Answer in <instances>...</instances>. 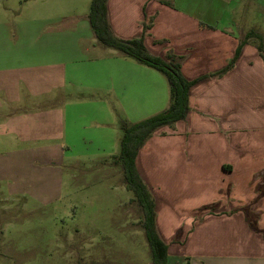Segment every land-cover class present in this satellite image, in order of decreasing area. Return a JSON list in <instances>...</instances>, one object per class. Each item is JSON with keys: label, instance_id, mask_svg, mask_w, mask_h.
<instances>
[{"label": "crops", "instance_id": "crops-1", "mask_svg": "<svg viewBox=\"0 0 264 264\" xmlns=\"http://www.w3.org/2000/svg\"><path fill=\"white\" fill-rule=\"evenodd\" d=\"M57 4L17 32L0 10V177L21 158L52 161L55 148L102 151L116 137L119 114L165 104L163 73L99 44L79 2ZM107 16L117 37H142L162 58L183 56L189 80L226 66L247 31L264 35V0H108ZM117 94H124L121 111ZM189 107L185 119L158 128L136 158L155 198L158 233L169 244L168 264L173 242L175 264H264V236L249 227L244 209L264 211V198L254 201V179H264V60L256 46L245 45L225 75L193 85ZM242 178L244 193L234 181ZM201 181L212 186L208 200L192 192L191 182ZM248 191L245 204L239 195ZM199 209L205 212L191 216ZM255 221L264 228V213ZM181 225L188 230L173 241Z\"/></svg>", "mask_w": 264, "mask_h": 264}, {"label": "rangeland", "instance_id": "rangeland-1", "mask_svg": "<svg viewBox=\"0 0 264 264\" xmlns=\"http://www.w3.org/2000/svg\"><path fill=\"white\" fill-rule=\"evenodd\" d=\"M62 1L67 0H0V10L6 12L7 26L17 32L21 26H27V19L45 13L51 5L53 10L59 8L57 3ZM73 1L79 2L80 11L89 13L91 0ZM70 23L73 25L74 21ZM168 90L167 85L164 106L148 107L141 113L129 112L128 116L118 115L116 137L102 147L108 154H103L104 150L99 151L97 146L79 144L71 151L57 152L55 148L52 161L21 158L11 165L6 164L0 177V264H151L152 254L141 224L142 211L133 192L126 187L122 164L117 157L123 135L122 122H138L164 111L170 104ZM117 97L119 109L124 94ZM149 99L152 100L153 95L149 94ZM258 179H254L258 192L254 201L264 198V179ZM234 181L242 183L239 192L247 190L244 178ZM205 182H191L190 186L196 197L205 196L208 200L212 186ZM227 190L228 201H235L229 194L230 189ZM248 193L239 195L243 202L249 198ZM260 205L264 210V201ZM232 206L233 203H225L226 209H234ZM244 209L247 217L254 221L253 227H249L264 236V228L255 221L264 211L256 209L255 216L250 205ZM202 212L205 211L199 209L190 214L195 216ZM177 229L173 241L179 240L188 227L181 225ZM227 239L225 236V241ZM173 243L170 264H175L180 254ZM225 246L233 248L234 243L227 241ZM233 260L226 259L225 264H234Z\"/></svg>", "mask_w": 264, "mask_h": 264}, {"label": "trees", "instance_id": "trees-1", "mask_svg": "<svg viewBox=\"0 0 264 264\" xmlns=\"http://www.w3.org/2000/svg\"><path fill=\"white\" fill-rule=\"evenodd\" d=\"M107 1L91 0L90 4L88 20L97 42L160 71L166 76L169 83L170 104L164 111L138 122H122L123 135L120 141V154L117 157L122 164L126 187L133 192V198L142 211L141 224L152 254L151 264H168L169 244L158 233L155 198L138 171L137 155L158 128L172 126L186 118L190 109L189 93L191 87L202 79L221 77L233 69L245 45H255L264 60V35L255 29L247 31L240 38L235 54L226 66L214 73L189 80L181 71L183 56L168 53L166 58H162L148 51L142 37L124 40L114 35L108 21ZM247 219L253 227V219L250 217ZM89 264L105 263L94 262Z\"/></svg>", "mask_w": 264, "mask_h": 264}]
</instances>
